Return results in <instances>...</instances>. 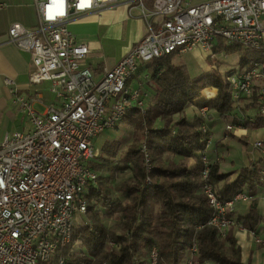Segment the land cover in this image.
I'll list each match as a JSON object with an SVG mask.
<instances>
[{"label": "built area", "instance_id": "built-area-1", "mask_svg": "<svg viewBox=\"0 0 264 264\" xmlns=\"http://www.w3.org/2000/svg\"><path fill=\"white\" fill-rule=\"evenodd\" d=\"M119 3H126L129 16L132 10L138 12L146 33L96 81L83 65L87 46L77 42L67 23ZM33 5L37 26L29 29L12 23L7 43L28 54L30 85L51 82L55 102L39 114L33 109V99L20 94L11 78L4 79L13 107L31 127L0 137V264L48 262L69 243L72 229L86 212L88 188L98 177L89 166L96 157L94 138L114 130L132 112L145 111L141 86L128 85L140 65L171 52L193 50L214 60L213 50L220 41L223 48L260 51V59L233 69L225 79L233 104H253L264 116V0L197 4L185 0H33ZM207 109L198 107V116L203 120L201 131L209 138ZM209 146L207 139L198 156L203 164L201 190L212 210L208 224L222 239L237 223L231 218L234 205L246 201L248 195L238 192L226 201L217 197L209 183L210 165L217 158L207 157ZM253 148L264 155V141H255ZM140 150L147 162L144 143ZM259 183L264 187V169L259 172ZM251 234L264 246V239ZM195 252L193 244L185 264H200L193 258ZM148 261L157 264L155 249ZM58 263L63 264V258Z\"/></svg>", "mask_w": 264, "mask_h": 264}, {"label": "trees", "instance_id": "trees-1", "mask_svg": "<svg viewBox=\"0 0 264 264\" xmlns=\"http://www.w3.org/2000/svg\"><path fill=\"white\" fill-rule=\"evenodd\" d=\"M213 51L238 54L239 69L262 56L257 50L223 48L221 41ZM176 55L171 52L147 63L153 94L143 114L135 111L125 119L134 128L132 144L118 163L113 160L117 144L111 141L101 146L98 157L89 162L98 177L88 188L82 225L72 229L69 243L54 257L37 264H59V258H63V264H149L152 249L156 250L157 264H181L193 244V258L200 264H248L241 261L234 237L229 233L220 239L208 224L212 210L201 190L203 164L198 156L192 167L188 164V159L203 149L205 134L201 131L203 120L195 115L189 124L184 110L200 97L202 89L213 87L216 96L205 106L228 120L234 110L225 79L228 73L222 76L213 70L193 77L185 66L173 64ZM175 115L177 120L173 119ZM244 125L264 127V116L256 112ZM168 155L179 160L168 159ZM121 171L130 173L116 178L115 173ZM256 181V164L241 169L234 181L219 172L217 163L210 165L209 183L221 201L242 189L251 191ZM106 217H116V222L107 226L103 220ZM256 220L261 218L251 202L249 215L240 223L251 231Z\"/></svg>", "mask_w": 264, "mask_h": 264}, {"label": "crops", "instance_id": "crops-1", "mask_svg": "<svg viewBox=\"0 0 264 264\" xmlns=\"http://www.w3.org/2000/svg\"><path fill=\"white\" fill-rule=\"evenodd\" d=\"M185 1L197 4L206 0ZM130 13L131 16L128 15L126 3H119L99 12L85 14L80 19L67 23L68 31L75 37L77 42L86 44L88 53L83 60V65L91 71L96 81L100 80L104 73L111 69L128 52L131 46L145 35L146 24L143 19L138 17L136 10H132ZM14 22L20 23L29 29L37 26L38 19L33 0H0V137L13 132L27 131L31 127L28 119L17 108L13 107L9 90L4 85L5 78H11L15 82L20 94L33 99V109L39 114H44L48 106L55 102V95L51 91V82L44 81L39 86L30 85L28 78L32 67L28 54L7 43V30ZM191 53L196 59L207 62L205 53L199 50H193ZM178 55L181 54L176 56ZM172 62L175 65H183L187 68L185 62L178 63L174 58ZM209 70L213 71L206 66L204 72H210ZM128 85L131 88L141 86L140 88L145 94L144 107L146 109L149 98L153 94L147 64L139 66ZM204 94L206 97L210 94L206 98L210 99L216 95V89L207 87ZM197 103L198 100H195L193 105L184 110L185 118L189 124L193 122L196 115ZM252 105L241 104L238 107L233 104L234 110L228 120L215 112H210L211 118L207 125L213 143L209 148L210 150L206 151V155L209 159L217 158L219 172L226 174L230 181H234L238 177L241 169L253 164L258 166V172L264 169V155L253 147L250 151H247L241 146V144L247 145L248 140L251 142L264 141V127L251 128L244 125L246 122L252 121L254 115L248 114L249 110L255 109ZM173 119L177 120L178 115L173 116ZM226 126H231V129L226 130ZM102 136L103 134L94 139L98 140ZM93 147L97 153L98 150L94 140ZM98 148L100 147L98 146ZM196 157L195 155V157L192 156L188 159L189 166L194 165ZM221 184L222 182L219 183V186ZM241 192L246 193L248 199L239 201L234 205L231 218L237 223L229 227L227 234L230 233L236 240L243 263L264 264V246L256 243L251 234V232H254L256 236L264 239V187L259 181H256L251 191L242 189ZM251 202L255 203L261 220H256L255 228L249 231L241 225L240 220L249 215ZM188 257L189 253L186 251L181 264H185ZM202 264L210 263L204 262Z\"/></svg>", "mask_w": 264, "mask_h": 264}, {"label": "rangeland", "instance_id": "rangeland-1", "mask_svg": "<svg viewBox=\"0 0 264 264\" xmlns=\"http://www.w3.org/2000/svg\"><path fill=\"white\" fill-rule=\"evenodd\" d=\"M192 53L191 52H188V53H185V54H181V55H178V56H175L174 59L176 62L178 63H181V62H185L186 65H187V68H188V72L191 74V76H198L202 73H205L204 72V69L206 68V66L210 67L212 70L214 71H217L219 72L222 76H224L226 73H229L230 71H232L233 69L237 68L238 65V61L240 60V57L238 54H229V55H226L225 52H220L218 54L215 55V59L213 61H210V62H206L205 61H201L199 59H196L194 56L191 55ZM207 57V56H206ZM208 58V57H207ZM210 71V70H209ZM206 73H209V72H206ZM207 88V87H206ZM205 92V88L201 90L200 92V97L196 100H198L199 104H201V106L205 105V103L213 98H210V99H206L208 96H210V94L206 97V95L204 94ZM240 103H243V104H246L245 101H241ZM196 115L198 116V107L200 106H196ZM207 112H208V115H209V121H210V118H211V115H210V112H215L213 109L207 107ZM257 111L255 109H251L249 110L248 114L249 115H255ZM133 115V114H132ZM131 116V115H129ZM128 116L125 118L127 119ZM124 122H122L115 130L113 131H110V132H106L103 134L102 137H100L98 140L97 139H94L95 141V146L98 150V152L96 153L97 157L99 155V151H100V148L102 145H104L106 142H111L113 141V143H116L117 144V147H116V150H115V153L113 155V160L115 162L118 163V160H120L123 156H124V153H125V150L126 148L132 144V141H133V130L134 128L132 126H129L125 123V120H123ZM209 129V127H208ZM231 129V126L230 128ZM229 129H226V130H229ZM205 137V136H204ZM208 137H205V143L207 141V139L210 140V146L212 145V139L210 137V131L208 133ZM255 141L251 142L250 140L247 141V145L246 144H241L242 148L243 149H247V151H250L251 148L253 147V143ZM144 143V142H141V144ZM140 144V146H141ZM98 146L100 148H98ZM209 146V148H210ZM204 147H205V144H204ZM240 147V145H239ZM207 149L206 151L208 152V150L210 149ZM241 148V147H240ZM241 148V149H242ZM258 150V149H256ZM259 151V150H258ZM199 152L201 151H197L193 154V156H199ZM208 157V156H207ZM168 159H171V160H174L175 162L178 161V157H173V156H170L168 155ZM215 158L213 159H210L211 161L214 160ZM189 161V160H188ZM129 171L127 172H124V171H121V172H116L115 173V176L116 178H121L123 176H128L129 175ZM128 174V175H127ZM241 192V191H240ZM238 193V192H237ZM114 218V217H112ZM111 219H108L107 220V217L104 218V223L107 225V226H110L112 225L113 223H115L116 221V217L112 220ZM79 225H82V222H80L77 226ZM227 236V233L225 235V237ZM224 237V238H225ZM222 238V239H224ZM221 239V238H220Z\"/></svg>", "mask_w": 264, "mask_h": 264}]
</instances>
